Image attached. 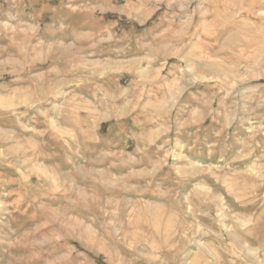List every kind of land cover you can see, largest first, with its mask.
<instances>
[{
  "label": "rangeland",
  "instance_id": "rangeland-1",
  "mask_svg": "<svg viewBox=\"0 0 264 264\" xmlns=\"http://www.w3.org/2000/svg\"><path fill=\"white\" fill-rule=\"evenodd\" d=\"M217 258L264 264V0H0V264Z\"/></svg>",
  "mask_w": 264,
  "mask_h": 264
},
{
  "label": "crops",
  "instance_id": "crops-1",
  "mask_svg": "<svg viewBox=\"0 0 264 264\" xmlns=\"http://www.w3.org/2000/svg\"><path fill=\"white\" fill-rule=\"evenodd\" d=\"M123 116L122 115H115L114 113H112V115L110 116V118L111 119H114V120H116V119H119V118H122ZM235 238H236V240L238 241V244H234L235 246H237V247H242L243 245H242V241H243V244L245 243L246 244V240L244 239V236L241 234H236L235 235ZM241 243V244H240ZM211 248V247H210ZM211 252H213L212 250H211ZM203 255H204V252L202 253ZM214 254V253H213ZM216 262H218V258H217V260H216ZM217 264H221L220 262H218Z\"/></svg>",
  "mask_w": 264,
  "mask_h": 264
},
{
  "label": "bare ground",
  "instance_id": "bare-ground-1",
  "mask_svg": "<svg viewBox=\"0 0 264 264\" xmlns=\"http://www.w3.org/2000/svg\"><path fill=\"white\" fill-rule=\"evenodd\" d=\"M262 60V59H261ZM114 63V62H113ZM205 63V62H204ZM219 63V62H218ZM213 64V63H212ZM256 64V63H255ZM206 65H207V63H206ZM220 66V65H219ZM252 66V65H251ZM222 68V67H221ZM252 70V69H251ZM233 73V72H232ZM230 75V74H229ZM36 173V172H35ZM207 190V189H206ZM211 190V189H210ZM254 190V189H253ZM172 222V221H171ZM204 234V233H203ZM204 246V245H203ZM205 247H207V246H205ZM211 250H212V248H211ZM195 254V253H194ZM254 254V253H253ZM196 258V257H195ZM201 260V259H200ZM254 260V259H253ZM255 261V260H254ZM196 262V261H195Z\"/></svg>",
  "mask_w": 264,
  "mask_h": 264
}]
</instances>
